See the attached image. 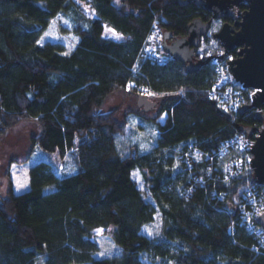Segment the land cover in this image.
<instances>
[{"label":"trees","instance_id":"1","mask_svg":"<svg viewBox=\"0 0 264 264\" xmlns=\"http://www.w3.org/2000/svg\"><path fill=\"white\" fill-rule=\"evenodd\" d=\"M198 17L211 20L212 12L192 0H0V138L34 120L40 132L26 159L37 148L46 153L30 169L28 190L16 192L8 177L0 264H264V241L241 216V197L257 184L253 168L228 177V156L220 154L229 139H256L264 117L256 108H219L209 95L217 76L209 57L187 71L171 55L163 63L141 56L153 24L185 36ZM53 20L70 46L41 41ZM223 21L233 18L217 19V28ZM212 42L221 46L210 36L202 44ZM130 80L150 85L155 94L147 98L159 104L142 117L157 131L148 151L124 140L128 115L102 111L117 91L141 95L127 89ZM241 125L257 130L244 133ZM72 155L73 172L65 173ZM157 211L162 231L151 237L143 228ZM99 227L112 228L120 253L96 256Z\"/></svg>","mask_w":264,"mask_h":264},{"label":"water","instance_id":"2","mask_svg":"<svg viewBox=\"0 0 264 264\" xmlns=\"http://www.w3.org/2000/svg\"><path fill=\"white\" fill-rule=\"evenodd\" d=\"M196 4L203 5L212 12V19L204 21L195 18L188 26L189 33L185 36H177L172 31H164L162 45L164 50L174 58L182 61L187 71L198 69L203 59L197 58V47L208 36L213 19L222 20L225 15L233 18L231 21H223L220 27L213 33L226 51L236 50L237 57L229 60V68L235 80L241 82L246 88L254 89L252 100L245 104L239 111L247 108L257 109V118L263 119L262 108L264 105V0H192ZM245 2L247 7L240 9ZM210 55L209 58H212ZM219 56H223L219 55ZM139 107L148 111L156 106V102L150 101L146 95L139 96ZM241 132L254 133L256 126L241 125ZM253 158L251 166L256 180L264 184V128L259 131L255 142L251 147ZM264 226V213L259 217Z\"/></svg>","mask_w":264,"mask_h":264},{"label":"rangeland","instance_id":"3","mask_svg":"<svg viewBox=\"0 0 264 264\" xmlns=\"http://www.w3.org/2000/svg\"><path fill=\"white\" fill-rule=\"evenodd\" d=\"M61 34L58 21L53 20L43 34L41 41H62L66 46H70V40L65 39ZM139 104L138 95L117 91L107 98L102 106V111L108 112L118 107L120 110L118 117L120 119L128 115L130 117V123L128 126V133L125 135L126 137H124V140L126 139L127 144L136 142L139 144L142 151H148L155 145L157 131L154 126L143 120L142 117L155 115L156 107L159 104L148 111H145L142 107L140 108ZM130 111H132V114L129 113ZM39 132L40 127L36 121L26 120L12 128L4 137L0 138V197L7 188L9 176H11L14 184L17 185L20 191L26 189L25 187L29 184L28 182H30V169L32 164H35V162L40 159V155H46L45 151L37 148L34 150L31 159H26L31 154L32 138L38 135ZM47 154L53 162L60 161V156L57 152H50ZM73 160V155L69 156L67 166L65 164L66 169L63 168L65 173L73 172L71 170ZM133 177L137 179L142 188L145 187L144 179L139 169L133 170ZM111 230V227H99L95 230L96 238L100 244V249L96 253L97 257L120 253V247L112 239ZM161 231L162 214L160 211H157L155 220L146 224L143 228V232L151 237H155L159 235ZM171 247L174 248L173 246ZM143 259L145 261L157 260L153 254H143ZM163 263L174 264L168 258L164 259Z\"/></svg>","mask_w":264,"mask_h":264},{"label":"built area","instance_id":"4","mask_svg":"<svg viewBox=\"0 0 264 264\" xmlns=\"http://www.w3.org/2000/svg\"><path fill=\"white\" fill-rule=\"evenodd\" d=\"M216 20L217 19H213L212 21V26L208 34L210 37H213V33L217 30ZM163 37L164 30L156 23L153 24L148 32L141 56L143 58L150 57L162 63L167 61L170 54L163 48ZM196 51L197 58L201 59L213 55L211 59H213L216 65L217 76L209 91L210 98H212L222 110H239L247 101L245 92L246 87L241 82L235 80L231 74L230 65L228 63L229 60H233L237 55H235L233 51H226L222 45L219 47L215 42L205 45L201 44L197 47ZM222 54L223 56H219ZM130 85L131 87H129ZM133 88L137 93L146 96L155 94L154 89L150 85L130 80L127 83V89L131 90ZM253 93L254 89L248 93L251 100ZM261 129L262 128L257 130L256 136ZM254 142L255 139L240 135L224 143V146L220 150V154L228 156L226 161V170L229 174L228 177H235L243 171L246 164L251 165V159L253 158L251 147ZM194 151L201 154V156L203 154V152L198 151L197 148H195ZM198 153L196 154L198 155ZM257 184L248 186L241 197V216H243V219L247 222L248 229L260 235L264 241V226L261 223L260 225L254 223V219H259L260 215L264 213V184L258 181Z\"/></svg>","mask_w":264,"mask_h":264},{"label":"crops","instance_id":"5","mask_svg":"<svg viewBox=\"0 0 264 264\" xmlns=\"http://www.w3.org/2000/svg\"><path fill=\"white\" fill-rule=\"evenodd\" d=\"M38 161V160H37ZM36 163V162H35ZM33 165V164H32ZM32 167V166H31ZM29 184L25 187L26 189L25 190H28L29 188H30V182H28ZM14 189H15V191L16 192H23V191H25V190H23V191H20V189H18L17 188V185L16 184H14Z\"/></svg>","mask_w":264,"mask_h":264},{"label":"snow or ice","instance_id":"6","mask_svg":"<svg viewBox=\"0 0 264 264\" xmlns=\"http://www.w3.org/2000/svg\"><path fill=\"white\" fill-rule=\"evenodd\" d=\"M129 87H131V85ZM102 255H103V253H102Z\"/></svg>","mask_w":264,"mask_h":264},{"label":"flooded vegetation","instance_id":"7","mask_svg":"<svg viewBox=\"0 0 264 264\" xmlns=\"http://www.w3.org/2000/svg\"><path fill=\"white\" fill-rule=\"evenodd\" d=\"M264 106V105H263Z\"/></svg>","mask_w":264,"mask_h":264}]
</instances>
